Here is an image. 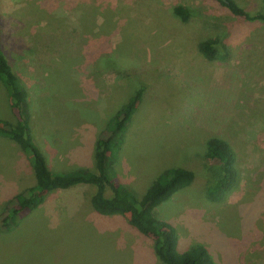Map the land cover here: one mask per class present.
<instances>
[{
	"label": "rangeland",
	"instance_id": "rangeland-1",
	"mask_svg": "<svg viewBox=\"0 0 264 264\" xmlns=\"http://www.w3.org/2000/svg\"><path fill=\"white\" fill-rule=\"evenodd\" d=\"M234 1L248 11L259 2ZM177 4L197 16L180 22ZM0 19L8 62L28 89L33 139L52 171L92 169L96 135L143 86L116 161L122 184L140 196L166 168L193 170L194 183L155 212L176 228L179 248L203 245L213 264H264L263 27L212 0H0ZM209 36L222 50L212 62L197 50ZM63 48L53 72L47 56ZM101 53L118 67H95ZM7 99L0 84V116L10 120ZM213 135L228 141L239 172L218 201L205 196L215 168L203 152ZM33 184L25 155L0 138V211ZM92 192L52 191L13 230H1L0 264H160L150 238L91 209Z\"/></svg>",
	"mask_w": 264,
	"mask_h": 264
},
{
	"label": "trees",
	"instance_id": "trees-1",
	"mask_svg": "<svg viewBox=\"0 0 264 264\" xmlns=\"http://www.w3.org/2000/svg\"><path fill=\"white\" fill-rule=\"evenodd\" d=\"M212 1L241 23L264 28V0H259L250 11L243 9L234 0ZM172 13L182 23H187L197 16V11L181 4L175 5ZM77 37L70 43L76 41ZM55 39L59 40L60 37ZM2 40L0 19V84L7 94V106L12 116L10 120L0 116V138L14 143L25 155L31 166L34 184L4 203L0 211V231L13 230L19 217L39 207L52 191L85 185L93 189L89 199L91 209L101 216L118 215L126 219L139 233L150 238L154 255L160 264H213L207 248L203 245L181 250L176 228L170 222L159 219L155 213L162 204L181 194L194 183L197 174L193 170L184 167L166 168L140 196H135L122 184L116 171V161L127 129L139 108L145 87H138L134 94L111 114L104 128L96 135L92 169L52 171L48 167L46 156L33 139L28 89L9 64ZM55 44L60 46L59 41H55ZM63 49L66 51H58L54 55L50 52L47 56L49 60L46 61L54 65V68H51L54 69L53 72L58 66L57 58L62 59L68 48ZM197 50L208 62L220 59L221 49L216 37L209 36L200 41ZM20 57L26 58L23 55ZM94 64L95 67H118L113 56L105 53H101ZM95 67L91 73L99 71L100 68ZM203 153L205 166L209 169L215 168L214 172L207 173L205 196L210 201H218L237 183L239 172L235 165V152L225 138L213 135L207 138ZM107 188L112 193L111 197L105 195Z\"/></svg>",
	"mask_w": 264,
	"mask_h": 264
}]
</instances>
